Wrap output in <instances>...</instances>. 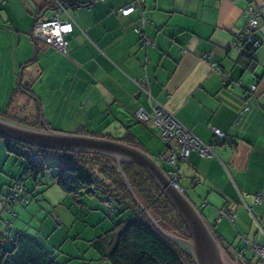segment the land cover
<instances>
[{"label": "crops", "instance_id": "0c3cea01", "mask_svg": "<svg viewBox=\"0 0 264 264\" xmlns=\"http://www.w3.org/2000/svg\"><path fill=\"white\" fill-rule=\"evenodd\" d=\"M129 1L0 0V113L25 124L122 140L157 159L165 144L157 128L135 113L165 107L200 141L213 143L216 153L207 159L191 152L180 165L179 187L231 253L257 261L243 237L251 246L264 245V0H144L148 46L135 32L139 11L119 13ZM247 7L261 8L254 29L259 45L250 56L236 47ZM56 14L74 23L65 53L31 37L37 18ZM143 75L147 94L137 86ZM212 128L228 143H214ZM90 197L73 199L85 204ZM225 208L233 209L232 222L219 218ZM110 219L114 226L120 217L112 213ZM7 225L2 230L25 233L45 248L35 234ZM99 235L88 247L62 250V263L110 264L92 246Z\"/></svg>", "mask_w": 264, "mask_h": 264}, {"label": "trees", "instance_id": "16d2710c", "mask_svg": "<svg viewBox=\"0 0 264 264\" xmlns=\"http://www.w3.org/2000/svg\"><path fill=\"white\" fill-rule=\"evenodd\" d=\"M256 39L254 37L247 45L248 50L253 48ZM242 54L250 56L251 53ZM0 115L5 116L3 113ZM4 139L7 152L21 161L25 177L38 183L40 178L49 174L51 182L66 194L77 200L81 196H98L108 203L111 214L120 217L111 229L91 241L100 255L99 259L107 260L110 264H194L188 254L161 235L139 209L111 158L89 153L53 151ZM53 168L55 170L52 171ZM122 169L135 194L152 216L164 228L188 237L182 220L152 177L137 164H123ZM10 182L11 191L4 203L12 205L16 200L15 189H21L22 185L24 194L26 187L22 184V178L15 177ZM223 246L237 264L258 262L245 255L237 257ZM69 260L71 257L65 262ZM0 264L64 263L58 262L52 252H48L33 237L22 232L11 235L9 230L0 229Z\"/></svg>", "mask_w": 264, "mask_h": 264}, {"label": "water", "instance_id": "95a60500", "mask_svg": "<svg viewBox=\"0 0 264 264\" xmlns=\"http://www.w3.org/2000/svg\"><path fill=\"white\" fill-rule=\"evenodd\" d=\"M0 136L53 151L89 153L111 158L139 209L158 232L186 252L194 264H237L197 206L170 178L157 159L144 149L122 140L54 130L43 122L40 126H32L3 115H0ZM123 164H137L152 177L182 220L188 237L164 228L152 216L132 189L122 169Z\"/></svg>", "mask_w": 264, "mask_h": 264}, {"label": "rangeland", "instance_id": "374dc122", "mask_svg": "<svg viewBox=\"0 0 264 264\" xmlns=\"http://www.w3.org/2000/svg\"><path fill=\"white\" fill-rule=\"evenodd\" d=\"M5 141L6 139L0 137L1 229L5 230L7 224L10 226L12 224L13 227L14 223L19 228L26 229L29 234H35L45 248L51 250L62 263V250L78 251L81 246L88 247L90 238L113 227L108 203L99 200L96 196L86 199L85 204H80L57 185H52L49 174L40 178L38 183L25 177L21 161L19 162L16 156L7 152ZM15 177L22 178L26 191L24 195L21 185L20 196L14 195L16 200L12 207L4 203V200L7 199V193L11 191L10 181ZM92 205L95 206L91 207ZM16 226L15 229L18 228ZM39 231L45 236L49 235V240L45 239Z\"/></svg>", "mask_w": 264, "mask_h": 264}, {"label": "built area", "instance_id": "2783aa9c", "mask_svg": "<svg viewBox=\"0 0 264 264\" xmlns=\"http://www.w3.org/2000/svg\"><path fill=\"white\" fill-rule=\"evenodd\" d=\"M95 1L106 2L107 0ZM58 5L63 7L60 2H58ZM144 9V0H130L129 3L119 9V13L126 16L136 10L139 11L140 25L135 28V32L139 36L142 44L148 46L152 43V39L145 34V25L148 23L149 19L145 15ZM243 13L247 23L236 35V47L242 52L251 53L259 45L258 39L253 42V48L251 50H248L246 47L255 37L254 29L259 24L261 8L247 7L244 9ZM73 27L74 23L71 17L64 20L59 17V14L54 15L51 19L46 16H40L32 25L31 37L42 44L49 45L55 50L65 53L68 47L67 36L72 33ZM214 70L220 73L219 67L216 64H214ZM137 86L140 91L147 94L148 77L143 75L138 80ZM254 88L255 86L253 85L251 89L253 90ZM135 117L138 121L143 123L150 122L157 128L158 136L165 144V152L162 156L157 158V161L166 168V173L177 185L180 165L188 160L191 152H197L201 157L207 159L216 157V153L212 148L213 143L200 141L187 127L180 123L170 111L161 105H155L150 113L139 108L135 113ZM212 133L214 136V143H228L225 133L215 128H212ZM194 181L197 182L198 179H194ZM15 190L14 195L18 197L19 190ZM255 201H261V196L259 194H256ZM220 217H226L232 222L235 218V213L233 209L225 208L219 211V218ZM243 238L246 244V250L250 249L258 262L264 264V245L251 246L248 244L246 237Z\"/></svg>", "mask_w": 264, "mask_h": 264}, {"label": "clouds", "instance_id": "9594fccd", "mask_svg": "<svg viewBox=\"0 0 264 264\" xmlns=\"http://www.w3.org/2000/svg\"><path fill=\"white\" fill-rule=\"evenodd\" d=\"M161 166H162V164H161Z\"/></svg>", "mask_w": 264, "mask_h": 264}]
</instances>
